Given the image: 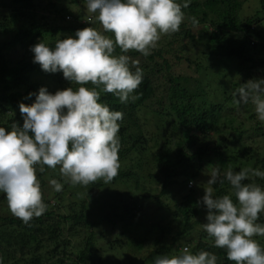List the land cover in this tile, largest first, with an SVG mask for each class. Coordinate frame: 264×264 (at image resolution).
<instances>
[{"label": "trees", "instance_id": "1", "mask_svg": "<svg viewBox=\"0 0 264 264\" xmlns=\"http://www.w3.org/2000/svg\"><path fill=\"white\" fill-rule=\"evenodd\" d=\"M43 1L0 0V126L6 131L10 130L13 123L22 127L19 104H32L42 86L51 93L57 89H76L80 86L66 80L62 72L42 70L38 63L33 62L31 46L44 42L52 48L58 39L75 38L76 31L86 27L103 31L95 18L90 22L81 12L72 10L71 5L78 0H69L68 5L51 0L45 5ZM247 1L255 9L242 15L245 11L243 4ZM182 11L185 19L180 30L167 38L168 46L153 49L147 57L135 50L126 53L130 62L138 61L144 72L143 81L134 93L138 98L123 104L113 94L101 93L99 102L107 104L111 110L124 113L118 132L121 167L111 185L127 183L125 177H131L135 171L125 162L131 160L133 165V161L145 152L153 153V164L158 170L157 173H150V176L163 181L162 194L179 184L180 178L185 184L197 178L205 167L211 170L218 166L223 172L224 167L219 166L217 159L220 161L225 158L227 144L222 143L215 132L220 126L222 129L226 127L236 132L240 140L247 133L243 123L238 124L237 108L230 109L229 105L237 86L258 76L263 75L261 78H264V0H192L189 7ZM192 17L198 21L195 26ZM104 34L113 36L110 32ZM186 40L197 43L205 41L204 45H200L202 50L199 58L192 60L185 53L189 45L184 43ZM114 54L122 53L117 48ZM171 54L178 60L176 65L186 62L196 74L207 71L206 80L213 79L215 86L212 83L203 85V79L188 73L176 74ZM240 74L245 78L238 79ZM233 79L232 84L227 82ZM85 86L94 87L91 83ZM229 87H232V91L227 90ZM144 110L150 113L147 119L141 115ZM150 123L153 130L149 131L146 126ZM232 139H236V136ZM252 150V147L245 148L241 156L246 158ZM149 153H146V157ZM146 161V158L140 161V166L145 169L148 168ZM35 167L42 198L47 204V211L43 215L24 224L10 212L5 195L0 193V257L10 255L12 264H44L41 256L34 257L37 251L46 246L50 248L48 255L58 257L56 264H71L72 261L89 264V261L98 258L94 251L95 228L103 223L117 227L142 213L143 203L140 199L143 197L139 195L136 199L132 193L124 195L120 191L105 200L109 211L101 207L99 212H92L90 207L96 199L91 197L79 203L78 209L72 203L66 204L69 183L62 176L53 178L62 183V191L55 192L50 187V196H45V183L52 180L50 172L53 168L43 166L44 171L40 172L41 166ZM250 182L253 181H245ZM108 185L102 179L98 180L89 184V192L104 190ZM215 188L217 196L231 191L226 181L223 185H215ZM193 192L191 189L186 196L187 201L178 207V214L184 222L183 231L173 237V243L169 246L161 244L153 250L141 264L154 262L161 251H172L173 245L185 237L179 236L189 235L194 229L191 213L195 211L199 215L200 211L197 206H191ZM55 200L57 204L53 205ZM106 211L103 217H99V213ZM257 222L264 223L262 215ZM160 229L162 235L156 238V243L166 237L167 229L163 226ZM78 235L83 236L84 247H79L76 253L72 247ZM202 235L204 239L192 247L193 253L204 250L217 256V264L234 263L226 258L225 249L213 247L212 239L205 233ZM117 243L119 239L111 242L113 248H116ZM128 257L106 263L124 264ZM128 261L129 264H135L133 259Z\"/></svg>", "mask_w": 264, "mask_h": 264}, {"label": "clouds", "instance_id": "2", "mask_svg": "<svg viewBox=\"0 0 264 264\" xmlns=\"http://www.w3.org/2000/svg\"><path fill=\"white\" fill-rule=\"evenodd\" d=\"M192 0H85L86 11L95 16L103 31L94 27L77 30L75 38L57 40L50 48L44 42L31 46L33 62L46 72H62L80 85L57 89L42 86L35 101L19 104L22 127L13 123L9 131L0 126V193L10 212L24 224L47 211L36 165L55 169L73 185L87 186L98 180L110 184L121 167L118 132L124 113L99 102L101 93H111L123 104L134 102L143 81L138 61L126 55L135 50L147 57L165 34L180 30L185 19L182 9ZM90 15L88 21H92ZM195 26L198 21L192 17ZM112 33L109 37L104 33ZM119 48L122 54L116 55ZM133 69H135L133 71ZM91 83L94 87L85 85ZM29 95H33L29 93ZM237 110L251 103L259 121L264 122V78L251 79L233 92ZM202 197L207 209L203 231L212 246L226 250L234 264H264V247L254 237H264V186L245 183L251 177L264 179V171L229 166L223 172L216 166ZM230 186V193L215 194L213 185ZM55 192L63 189L56 179L49 181ZM191 183V182H190ZM235 197V200L233 199ZM214 253H193L183 247L174 255H158L154 264H217ZM0 264L3 259L0 258Z\"/></svg>", "mask_w": 264, "mask_h": 264}, {"label": "rangeland", "instance_id": "3", "mask_svg": "<svg viewBox=\"0 0 264 264\" xmlns=\"http://www.w3.org/2000/svg\"><path fill=\"white\" fill-rule=\"evenodd\" d=\"M52 1L56 3L61 2L63 5H68L70 3L68 2L69 0H51V2ZM255 1L257 2V0ZM43 2L45 5H48L50 0H44ZM71 7L74 12H81L86 19L92 15V19L94 20L95 16L86 11L85 0H78V2L72 4ZM243 8L245 11L242 12V15H247L251 13L252 9H255L254 7H251L250 2L248 1L244 2ZM201 16L202 14L200 17ZM168 37H172L171 34L163 35L157 42L156 48L168 46ZM184 43L189 44L185 49V53L188 55V57L192 60L199 58L200 51L202 50L200 45H204L205 41L197 43L193 42V40L192 42L186 40ZM171 55V60L174 59L171 61V63L174 65V72L176 74L188 73L189 75L196 76V78L203 79V85H206V83H212L215 86L213 79L206 80L208 74L207 71L196 74L194 72L195 70L189 68L186 62H184V64L176 65L178 60L175 59L174 54ZM13 58H15V54L13 55ZM259 70L263 71V69L260 67ZM262 76H258V78L255 79H260ZM237 78L241 79L245 77L240 74L237 76ZM234 80L235 79L229 80L227 82L232 84ZM227 90L232 91V87L227 88ZM229 107L230 109L231 107L236 108V106L233 104V100ZM230 113L232 114L233 112L231 111ZM238 114L239 118L236 117L238 124L242 122L243 126L247 130V133L243 134L242 139L240 140L237 138V135H235L236 132L227 129L226 127L222 129V126H220L219 130L215 132V135L222 143L227 144V149H225V158L221 159L220 161L217 159V163L220 167H224V170L231 166L235 171H239V169L243 168H258L264 171V122H261L257 119L254 112V106L251 103L240 106L238 109ZM141 115L147 119L149 118L150 113L149 111L144 110ZM255 128L258 130L256 129V132L253 133ZM146 129L149 131L153 130V125L150 123L146 126ZM233 136H236V139H232ZM247 147H252L253 150L250 154L248 153L245 158L241 156V154L242 151ZM146 153L149 152H145V154L142 156H138V158L133 161V165L131 160H127L125 162V165L132 166L133 170L135 171V174L131 177H125V179H127V183H117V185L109 184L104 190L94 189L89 192V185H73L72 183L68 182L66 178H64L67 183H69L66 189L69 192V196L67 203H65H72L77 209L79 203L91 197L96 199V202L90 207L92 212H99L101 207L102 209H107L109 211V208L105 204V200L111 198V196L117 193V191H120L124 195H130L129 193H132L136 199H138L139 195L143 197L140 199L141 203H143L141 215L133 219H128L126 224H120L117 227L108 225V223H103L101 226L94 229L96 237L94 251L98 258L89 261V264H107L106 262L108 261L112 263L113 260L121 261L127 256L129 257L126 259V261H124V264H129V259H133L135 264H141L143 260H145L149 254L161 244H166L168 246L172 244L173 237L176 236V234L181 233L184 229V222L178 214V207L187 201L186 196L191 192V189L194 190L192 193L191 206L192 208L197 206L200 211L199 215H197L195 211H192L191 213V222H195L194 229L189 235H180L179 238L181 236L185 237H183L181 240L179 239L178 244L173 245L174 247L172 248V251H161L156 256L164 254L174 255L177 254L183 247H188L189 250L193 252L192 247L195 246L197 242L203 241L204 237L202 233L205 232L202 229V224L206 223L207 209L200 201L202 200L205 192L204 187H207L206 183L209 179L207 172H210V169L205 167L201 171L200 176L186 184L183 182V178H180L179 184L175 185L172 190L168 189L166 193L162 194L163 181L156 180L150 176V173H157L158 170V168L153 164V153H149V156L147 157ZM143 158L147 159V169H145L143 166V168L140 166V161H142ZM50 175L52 176V179L57 176H61L60 166L57 165L55 169H52ZM250 179L254 183L264 186V179H260L258 177H251ZM259 180L261 181L258 182ZM49 181L50 180L46 181L45 183V196H50V187L52 186L50 185ZM213 187L215 188V185H213ZM61 202H63V200ZM55 204H57L56 200L53 205ZM103 213L105 214L107 211L99 213V217H103ZM262 217L264 219V214H262ZM161 226L167 229L165 233L166 237L162 238L160 243H156V238L159 235H162V231L160 229ZM117 239H119V243L116 244V248H113L111 242ZM254 239H257L261 246L264 247V237H254ZM140 240L142 241L139 242ZM83 241V236L78 235L76 237L74 240V246L72 247L74 252L77 253L79 247H84ZM46 247L47 248L45 249L37 251L34 258L41 256L44 260V264H56V261H59L58 257L54 258L52 255H48V250H50V248L49 246ZM0 258L3 259V264L13 263L12 257L10 255L8 257L1 256ZM71 264L78 263L72 261ZM148 264H154V262L150 261Z\"/></svg>", "mask_w": 264, "mask_h": 264}]
</instances>
